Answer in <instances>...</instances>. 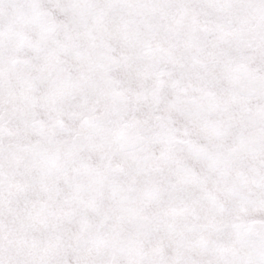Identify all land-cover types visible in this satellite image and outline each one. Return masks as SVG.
Masks as SVG:
<instances>
[{"label": "snow or ice", "instance_id": "obj_1", "mask_svg": "<svg viewBox=\"0 0 264 264\" xmlns=\"http://www.w3.org/2000/svg\"><path fill=\"white\" fill-rule=\"evenodd\" d=\"M0 264H264V0H0Z\"/></svg>", "mask_w": 264, "mask_h": 264}]
</instances>
